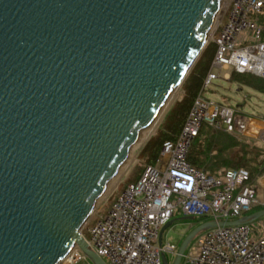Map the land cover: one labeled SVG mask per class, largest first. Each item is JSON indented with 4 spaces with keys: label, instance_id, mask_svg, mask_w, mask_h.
<instances>
[{
    "label": "water",
    "instance_id": "95a60500",
    "mask_svg": "<svg viewBox=\"0 0 264 264\" xmlns=\"http://www.w3.org/2000/svg\"><path fill=\"white\" fill-rule=\"evenodd\" d=\"M222 1L0 0V264H59L73 248L105 264L81 229L204 49ZM262 217L200 223L171 264L200 233Z\"/></svg>",
    "mask_w": 264,
    "mask_h": 264
},
{
    "label": "built area",
    "instance_id": "2783aa9c",
    "mask_svg": "<svg viewBox=\"0 0 264 264\" xmlns=\"http://www.w3.org/2000/svg\"><path fill=\"white\" fill-rule=\"evenodd\" d=\"M214 30L216 49L209 70L176 140L164 142L156 165L147 166L137 181L122 187L106 212L93 214L83 226L89 248L105 264H162V255L174 258L178 249L168 242L158 244L159 231L173 217L233 221L248 214L257 202V189L248 185V171L222 168L210 175L192 167L187 155L204 125L264 142V130L250 134L248 118L203 97L223 70L264 80V0H225ZM62 261L90 264L77 248ZM182 261L264 264V231L249 225L208 230Z\"/></svg>",
    "mask_w": 264,
    "mask_h": 264
},
{
    "label": "trees",
    "instance_id": "16d2710c",
    "mask_svg": "<svg viewBox=\"0 0 264 264\" xmlns=\"http://www.w3.org/2000/svg\"><path fill=\"white\" fill-rule=\"evenodd\" d=\"M215 49L213 41L205 45L180 85L181 99L171 103L156 127L155 133L148 137L138 158L140 163L144 165L143 169L137 173L135 178L127 180L123 187L128 183L137 181L147 166L155 165L164 142H174L176 140L193 100L201 90L203 79L209 70ZM229 82L240 84L264 95V80L261 78L232 72ZM255 154H259L258 150L250 148L246 141L204 125L189 148L187 161L196 170L210 175L215 174L221 168L244 169L250 175L248 185L254 187L256 180L264 174V160L260 163L256 162L253 159ZM261 209L263 207H252L250 213Z\"/></svg>",
    "mask_w": 264,
    "mask_h": 264
},
{
    "label": "rangeland",
    "instance_id": "374dc122",
    "mask_svg": "<svg viewBox=\"0 0 264 264\" xmlns=\"http://www.w3.org/2000/svg\"><path fill=\"white\" fill-rule=\"evenodd\" d=\"M215 28L216 26L210 30V33L207 38V44L210 43L212 41V37L216 35V31L214 30ZM214 71L215 73H217L216 70ZM230 73H232L230 70L220 71L219 78L214 80L212 82V85H210L208 89L204 91L203 97L206 100L217 103L221 106L232 107L237 111L239 115L251 117L253 119L262 118L264 116V95L240 84L228 82L227 79L224 78V74L230 75ZM181 96V88L179 87L173 92L172 96L170 97L171 100L169 106L173 101H178L179 99H181ZM169 106L167 107V109L169 108ZM167 109L163 112V114L160 115L159 119L157 120V123L150 130L149 135L155 133V129L160 123ZM259 130V124H257L256 122H252L251 128L249 130L250 134L252 136H255ZM148 137L146 138V140H143L137 146L133 147L130 150L129 157L127 159L128 161H126L125 166L122 168L121 171H119L118 175L108 184L107 192H105L104 197H102V199L98 203H96L95 211L93 214L103 213L104 210L109 208L113 200L112 198H115L117 196V193L120 192L124 183L127 182V180H132L133 178H135L139 171L141 172L144 165L140 163V160L138 158L140 156V153L142 152V149L145 146ZM240 138L243 139V137ZM259 156V154H255L253 159H255L256 162H260ZM203 220L204 219L184 220L181 216L173 217L171 219L172 224L164 231L162 235V242H168L178 247L184 237L198 224L204 222ZM249 226L253 229L257 228L256 222L250 223ZM82 229L81 233L83 237L86 238L85 231L84 229L82 231ZM203 233H200L189 244L187 250L190 249L193 244H195V242ZM166 259L168 264H171L173 261V258L169 255H166ZM63 262L64 261L59 264H64ZM88 262L92 264L90 261ZM180 264H184L182 260Z\"/></svg>",
    "mask_w": 264,
    "mask_h": 264
},
{
    "label": "crops",
    "instance_id": "0c3cea01",
    "mask_svg": "<svg viewBox=\"0 0 264 264\" xmlns=\"http://www.w3.org/2000/svg\"><path fill=\"white\" fill-rule=\"evenodd\" d=\"M230 75H231V73H230ZM230 75L224 74V78L227 79L228 82H229ZM245 117L248 118L251 123L256 122L257 124H259L261 131L264 130V116L262 118H257V119H253V118L247 117V116H245ZM238 139L241 140V138H238ZM242 140L246 141L247 144L250 146V148H255L258 150L259 155H260L259 160H260V162H262L264 160V142H263V140L260 139L259 137H256V138L243 137ZM260 162H258V163H260ZM254 187L257 189V202L253 205V207L259 206V207H263V209H264V174H263V176H261L260 178H258L256 180ZM249 214H251V213L249 212L246 215H249ZM246 215H244V216H246ZM255 222L257 224V228L254 230L264 231V217L260 218L259 220L255 221Z\"/></svg>",
    "mask_w": 264,
    "mask_h": 264
},
{
    "label": "bare ground",
    "instance_id": "6f19581e",
    "mask_svg": "<svg viewBox=\"0 0 264 264\" xmlns=\"http://www.w3.org/2000/svg\"><path fill=\"white\" fill-rule=\"evenodd\" d=\"M224 8H225V0L224 1H222L221 2V4H220V8H219V12H218V14L216 15V17H215V19H214V21H213V25H212V27H211V29L213 28V27H215V26H217V24H218V22H219V20H220V18L222 17V15H223V12H224ZM210 29V30H211ZM173 94V93H172ZM172 96V95H171ZM170 96V97H171ZM170 99V98H169ZM171 100V99H170ZM170 100H167V102L165 103V105L163 106V108L161 109V111H160V113H159V115H158V117H157V119H159V117H160V115L167 109V107L169 106L168 104H169V102H170ZM157 119L155 120V122L157 121ZM154 122V123H155ZM154 123L151 125V126H149L147 129H145L144 130V132L142 133V135L140 136V138L138 139V141L136 142V144L133 146V147H135V146H137L140 142H142L143 140H146V138L149 136V132H150V130L152 129V127L154 126ZM130 152V151H129ZM129 157V156H128ZM128 159V158H127ZM126 161H128V160H126ZM126 161L124 162V164L119 168V170H118V173H119V171H121L122 170V168L125 166V164H126ZM118 173H117V175H118ZM116 175V176H117ZM115 176V177H116ZM114 177V178H115ZM113 178V179H114ZM112 179V180H113ZM111 180V181H112ZM110 181V182H111ZM109 182V183H110ZM108 183V184H109ZM107 189H108V185H107V188H106V191L105 192H107ZM104 195H105V193H104ZM104 195L102 196V197H104ZM102 197L97 201V203L102 199Z\"/></svg>",
    "mask_w": 264,
    "mask_h": 264
}]
</instances>
